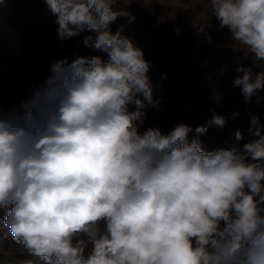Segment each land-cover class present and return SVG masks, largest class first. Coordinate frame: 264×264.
Returning a JSON list of instances; mask_svg holds the SVG:
<instances>
[{"label":"clouds","instance_id":"9594fccd","mask_svg":"<svg viewBox=\"0 0 264 264\" xmlns=\"http://www.w3.org/2000/svg\"><path fill=\"white\" fill-rule=\"evenodd\" d=\"M45 3L60 40L87 32L83 44L108 59L57 60L27 98L0 106V210L12 239L44 264H264L259 117L249 113L255 139L241 146L236 131L237 143L212 151L200 137L225 126L215 112L195 128L141 132L160 101L142 49L111 31L129 14L116 0ZM210 6L220 29L264 60V0ZM236 71L245 102L264 99V71Z\"/></svg>","mask_w":264,"mask_h":264},{"label":"trees","instance_id":"16d2710c","mask_svg":"<svg viewBox=\"0 0 264 264\" xmlns=\"http://www.w3.org/2000/svg\"><path fill=\"white\" fill-rule=\"evenodd\" d=\"M8 1L11 12L6 22L18 32L21 51L31 61L25 68L0 31V106L3 108L24 99L12 101L10 95H25L30 86L42 84L57 60L67 57L70 63L78 56L108 59L106 53L83 44L87 32L60 40L56 16L45 0ZM115 8L129 15L118 17L111 31L115 33L122 28L123 35L142 49L144 58L151 62L148 75L153 99L160 101L158 109H146L141 132L158 127L167 133L179 123L195 128L205 124L215 112L226 117V124L223 128L212 126L200 137L205 151L233 146L237 143L236 131H241L244 137L239 142L241 146L255 139L249 132V113L259 117L264 133V99L256 103L254 96L247 103L240 87L233 86L234 78L242 75L237 73L238 67L249 68L255 74L264 71V60L246 54L245 49L231 40L227 28L220 29L210 0H116ZM131 16L135 20L129 22ZM201 27L205 31H199ZM259 95L264 97V91ZM129 110H135V106L130 105ZM3 214L0 210V264H44L12 239L2 223Z\"/></svg>","mask_w":264,"mask_h":264},{"label":"rangeland","instance_id":"374dc122","mask_svg":"<svg viewBox=\"0 0 264 264\" xmlns=\"http://www.w3.org/2000/svg\"><path fill=\"white\" fill-rule=\"evenodd\" d=\"M11 12V2L8 0H5L3 4H0V31L2 33L3 38L8 43L10 48L12 49L13 54L23 63L24 67L27 68V66L30 63V58L28 56H25L20 48L19 45V34L18 32L6 22V18ZM57 25V23H55ZM26 82L29 83V81L26 78ZM34 86H30L27 90V93L25 95H21L19 93H15L9 96L10 100H18L21 98H27L33 89ZM18 103L12 102L10 105L5 107V109L11 108L13 105H17Z\"/></svg>","mask_w":264,"mask_h":264}]
</instances>
